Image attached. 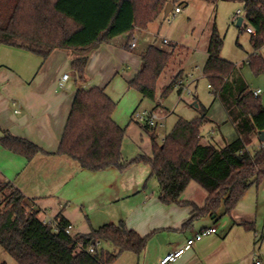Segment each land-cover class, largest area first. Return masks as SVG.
<instances>
[{"label": "trees", "instance_id": "1", "mask_svg": "<svg viewBox=\"0 0 264 264\" xmlns=\"http://www.w3.org/2000/svg\"><path fill=\"white\" fill-rule=\"evenodd\" d=\"M240 1L244 6L240 32L248 27L255 30L251 33L254 51L248 62L260 72L264 70L260 54L264 45V0ZM166 5V0H0V47H22L43 58L57 48L72 49L77 55L72 61L76 79L84 83L89 54L96 45L131 33L136 27L146 28L164 13ZM223 47L224 37L213 24L203 72L235 126L238 137L232 142L219 145L202 141L201 128L210 120L204 108L195 119L179 117L161 144L152 135L151 155L140 153L127 161L122 154L126 128L113 118L116 102L99 86H81L75 93L57 153L91 171L110 167L123 171L133 162H143L158 179L163 203L187 204L181 196L194 181L207 193L204 204L194 206V216L217 214L221 206L224 213H229L253 184L264 181V142L253 143L258 131L264 130V106L238 65L222 56ZM182 53L177 43L165 48L149 46L129 86L143 98L156 101L161 77L169 67L181 63ZM180 75L163 86L162 98L175 88ZM143 128L148 131L152 127L144 123ZM2 142L28 159L41 151L22 137L4 138ZM0 194L5 203L0 207V245L15 264H112L122 252L139 254L146 247L148 236L124 221L105 223L87 233H68L70 222L62 213L51 222L43 221L38 211L29 209L30 200L12 182L0 179ZM97 242L96 253H91L89 246ZM101 242L110 243L112 250L100 248Z\"/></svg>", "mask_w": 264, "mask_h": 264}, {"label": "crops", "instance_id": "2", "mask_svg": "<svg viewBox=\"0 0 264 264\" xmlns=\"http://www.w3.org/2000/svg\"><path fill=\"white\" fill-rule=\"evenodd\" d=\"M171 4V12H182L180 4ZM176 7L181 8L179 13L175 12ZM161 16L146 28L136 27L131 33L96 45L89 54L84 83L76 79L72 61L77 55L72 49L57 48L43 58L22 47H0V179L10 181L20 189L30 200L29 209L38 211L43 221L51 222L62 213L72 225L73 234L87 233L92 228L114 222L117 216L109 208L124 202L128 210L122 213L125 218L120 221L142 236H148V241L139 254L122 252L115 260L118 264H159L163 257L183 247L186 249L181 256L169 264H254L255 253L264 263V181L253 184L229 213H224V206H221L217 214L194 216V206H202L207 196V193H201L196 197L197 187H193L191 194L186 193L187 190L182 194L181 199L187 204H166L159 197V182L155 181L150 188L151 168L150 173L142 167L131 169L140 165L123 171L116 167L91 171L73 158L57 153L79 87L103 88L116 102L113 118L118 124L120 117L133 109L135 100L128 97L124 103L123 98L131 89L129 81L142 67V54L149 46L157 45L145 35L156 36L160 32ZM211 28L205 44L200 47L201 63L195 65L202 72L208 59ZM134 37L136 46L131 48ZM163 41L170 43L171 39L164 37ZM177 44L182 47L183 59L172 77L181 72L179 78H188L191 86L195 78L186 66V60L193 49ZM65 73H69V78L65 86L60 87L58 82ZM171 80L160 87V95L156 101L152 100V107L145 108L162 117L163 125L151 129L156 137L158 128L165 125L171 113L165 104L167 97L160 100L163 86ZM178 93L180 95V91ZM144 99L142 96L134 111ZM194 105L199 107L197 101ZM225 113L224 121H231L226 110ZM230 124L223 126L221 141L214 143L224 145L238 137L234 124ZM14 136L32 141L41 151L28 159L5 147L2 139ZM259 141L257 133L253 143L259 144ZM209 227H215L217 231L188 246V239ZM107 244L112 250V245Z\"/></svg>", "mask_w": 264, "mask_h": 264}, {"label": "rangeland", "instance_id": "3", "mask_svg": "<svg viewBox=\"0 0 264 264\" xmlns=\"http://www.w3.org/2000/svg\"><path fill=\"white\" fill-rule=\"evenodd\" d=\"M169 3L180 4L182 12L179 14L170 12L167 16H161L160 19L163 21V24L160 32L156 36L146 34L145 37L150 42H156L157 45L163 46L164 48L177 42L193 49L192 55L190 54L186 60V66L190 68L189 70L193 71L195 82L189 87L192 93L185 92L180 96L178 88L175 87L167 96L165 104L171 109V113L168 115L167 120H165V125L158 128L156 141L159 144L162 143L164 136L171 131L180 116L192 120L200 116L202 109L206 108L207 116L210 120L201 128L202 141L205 143L209 141L220 142L222 139V132L224 131L223 126L226 125L228 127L232 122L224 121L223 116L226 115V113L222 104L212 93V88L209 86V81L207 77L204 76L202 69L200 67L196 68L195 66L201 63L200 47L205 44L204 41H206L208 32L214 23L219 33L224 37L222 56L238 65L240 72L251 90L261 89L260 98L264 106V70L257 72L248 62V57L254 50L251 42V35L248 31L240 32L236 22L233 21V17L238 9L243 10V2L240 0H169ZM164 37L171 39V42L164 43ZM260 54L264 58V45L260 49ZM179 57H181V55H179ZM179 65H181V63L172 65L161 77L157 90L158 97L160 95V87L172 78L173 72L176 71ZM128 97H132V100H135V106L129 113H124L118 122L121 126L126 128L122 141V154L127 161H131L140 153L152 154L151 129L153 127L148 131L145 130L143 128L144 123L142 121L137 122L132 116L138 101L142 98V94L137 89L131 88L127 96L123 98L124 103ZM164 98L161 97L160 100L163 101ZM160 100L159 102H161ZM195 101H197L199 107L194 105ZM153 104L152 100L145 98L138 109L151 108ZM227 123H229V125H227ZM212 130L214 133L213 136L210 134ZM132 166L133 168L131 169L142 167V169L150 173V167L143 162H133L129 164L128 167ZM151 181L150 188H153V183H155V181L158 183V179L152 175ZM193 187H197L198 189L194 191L196 192V197H200L201 193H206V191L194 181L191 182L186 193L191 194L193 192ZM4 204V197L0 194V207H4ZM125 205L126 204L122 202L120 206L113 205L109 208V210H111L110 212H114L115 216H117V218L113 220L115 223L121 222L120 218H125L124 215H122V213L128 210ZM100 248L107 250L110 249V245L106 242H101ZM4 261L8 264H15V260L0 245V264ZM112 264H118V262L114 261Z\"/></svg>", "mask_w": 264, "mask_h": 264}, {"label": "built area", "instance_id": "4", "mask_svg": "<svg viewBox=\"0 0 264 264\" xmlns=\"http://www.w3.org/2000/svg\"><path fill=\"white\" fill-rule=\"evenodd\" d=\"M180 11H181L180 7L175 8L176 13H179ZM242 15H243V10L239 9L235 13L233 20L238 21L239 17ZM247 31L249 33L255 32V30L252 27H248ZM165 41H167V40H165ZM135 46H136V37H134L130 43L131 48H134ZM68 78H69V73L63 74L61 79L58 82L59 86L64 87L65 82ZM175 87L178 88V91H180V96L185 92L192 93V91L189 89L190 83H189L188 78H178L176 83H175ZM253 93H254V95H260L261 89H256L253 91ZM17 111H19V110H17ZM132 116L135 120L142 121L143 123L148 124V126H150V127H154L156 125H163L162 117H160L157 113H155L154 111L149 110V109H137L134 111ZM71 229H72V225L69 224L66 227V232L71 233ZM216 231H217V229L215 227H209V228H204V229L200 230L193 237L188 239V241H187L188 246L192 245L193 243H195V241L200 240L207 235L215 233ZM97 246H98V242L95 244L94 243L91 244L89 246V251L91 253H96V247ZM185 249L186 248L183 247V248H180L173 253H169L168 255H166L165 257H163L160 260L159 264H169V262H171V261H176L181 256V254L185 251ZM253 260H254V264H264L263 260L256 253L253 256Z\"/></svg>", "mask_w": 264, "mask_h": 264}, {"label": "water", "instance_id": "5", "mask_svg": "<svg viewBox=\"0 0 264 264\" xmlns=\"http://www.w3.org/2000/svg\"><path fill=\"white\" fill-rule=\"evenodd\" d=\"M172 9H173V5L171 3H167L165 11H164L165 16H167L171 12ZM242 22H243V16H240L237 21V25L240 26ZM258 137L260 141L264 142V130L258 131Z\"/></svg>", "mask_w": 264, "mask_h": 264}]
</instances>
